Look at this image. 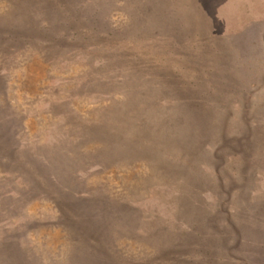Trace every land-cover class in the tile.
Here are the masks:
<instances>
[{
	"label": "rangeland",
	"instance_id": "1",
	"mask_svg": "<svg viewBox=\"0 0 264 264\" xmlns=\"http://www.w3.org/2000/svg\"><path fill=\"white\" fill-rule=\"evenodd\" d=\"M0 264H264V0H0Z\"/></svg>",
	"mask_w": 264,
	"mask_h": 264
}]
</instances>
